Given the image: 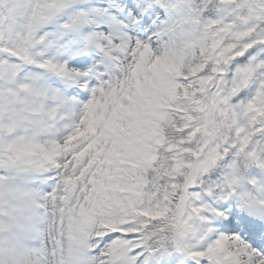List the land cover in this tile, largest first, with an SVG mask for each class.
<instances>
[{"label": "snow or ice", "instance_id": "1", "mask_svg": "<svg viewBox=\"0 0 264 264\" xmlns=\"http://www.w3.org/2000/svg\"><path fill=\"white\" fill-rule=\"evenodd\" d=\"M0 264H264V0H0Z\"/></svg>", "mask_w": 264, "mask_h": 264}]
</instances>
